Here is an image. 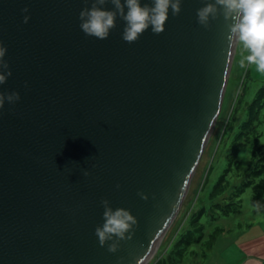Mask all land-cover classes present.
Segmentation results:
<instances>
[{
	"label": "water",
	"instance_id": "water-1",
	"mask_svg": "<svg viewBox=\"0 0 264 264\" xmlns=\"http://www.w3.org/2000/svg\"><path fill=\"white\" fill-rule=\"evenodd\" d=\"M209 2L182 0L163 33L149 27L127 43L119 17L107 39L85 35L79 14L91 0H0L12 71L0 91L20 94L0 110V264L147 262L181 208L227 90L237 43L222 13L209 28L198 24ZM103 199L138 220L116 253L95 235Z\"/></svg>",
	"mask_w": 264,
	"mask_h": 264
},
{
	"label": "rangeland",
	"instance_id": "rangeland-1",
	"mask_svg": "<svg viewBox=\"0 0 264 264\" xmlns=\"http://www.w3.org/2000/svg\"><path fill=\"white\" fill-rule=\"evenodd\" d=\"M217 123L181 208L145 264H264V210L252 204L264 148V73L236 42Z\"/></svg>",
	"mask_w": 264,
	"mask_h": 264
},
{
	"label": "clouds",
	"instance_id": "clouds-1",
	"mask_svg": "<svg viewBox=\"0 0 264 264\" xmlns=\"http://www.w3.org/2000/svg\"><path fill=\"white\" fill-rule=\"evenodd\" d=\"M91 3L90 8L85 7L79 14L80 28L85 35L99 40L107 39L110 30L117 26L119 17L125 22L122 39L127 43H135L149 27L156 35L163 33L169 19V10L173 16H179L182 11V0H152L151 5L143 6L141 0H91ZM108 3L113 5V10L104 9ZM29 11L28 8L23 9L24 13ZM221 13L226 21H231L227 25V40L230 43L238 42L248 53L242 65H251L257 72L264 73V0H214L197 9V22L209 28L211 21L218 19ZM30 19V15H25L23 22L27 24ZM7 51L0 41V85L12 76L10 65L5 59ZM19 100L18 92L5 95L0 91V110L6 101L15 105ZM84 175L89 173L85 171ZM138 195L148 200L147 194L140 192ZM101 205L104 208V223L96 227L95 235L101 247L107 245L109 252L116 253L121 241L133 238L138 220L130 210H114L108 199L101 200ZM109 241L112 243L109 244Z\"/></svg>",
	"mask_w": 264,
	"mask_h": 264
},
{
	"label": "trees",
	"instance_id": "trees-1",
	"mask_svg": "<svg viewBox=\"0 0 264 264\" xmlns=\"http://www.w3.org/2000/svg\"><path fill=\"white\" fill-rule=\"evenodd\" d=\"M256 174L259 180L253 185L252 204L257 210H264V148L261 151Z\"/></svg>",
	"mask_w": 264,
	"mask_h": 264
},
{
	"label": "bare ground",
	"instance_id": "bare-ground-1",
	"mask_svg": "<svg viewBox=\"0 0 264 264\" xmlns=\"http://www.w3.org/2000/svg\"><path fill=\"white\" fill-rule=\"evenodd\" d=\"M160 243V242H159Z\"/></svg>",
	"mask_w": 264,
	"mask_h": 264
}]
</instances>
